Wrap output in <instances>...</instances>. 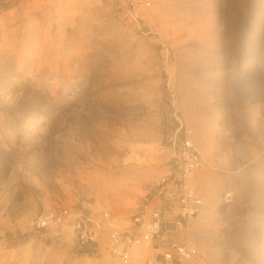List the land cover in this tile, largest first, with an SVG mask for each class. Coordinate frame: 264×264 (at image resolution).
<instances>
[{"label":"rangeland","instance_id":"obj_1","mask_svg":"<svg viewBox=\"0 0 264 264\" xmlns=\"http://www.w3.org/2000/svg\"><path fill=\"white\" fill-rule=\"evenodd\" d=\"M147 1L134 18L118 0H0V264H122L30 220L68 206L125 227L184 129L206 167L177 240L194 264H264V0Z\"/></svg>","mask_w":264,"mask_h":264},{"label":"built area","instance_id":"obj_2","mask_svg":"<svg viewBox=\"0 0 264 264\" xmlns=\"http://www.w3.org/2000/svg\"><path fill=\"white\" fill-rule=\"evenodd\" d=\"M118 1L134 18L150 6L147 0ZM177 132L181 135L174 140L166 172L154 183L125 227L118 228L107 211L98 214L66 206L37 213L30 220V229L56 239H65L70 231L76 250L106 254L122 264H130L140 251L153 253L144 264H194L198 250L180 243L176 234L202 211L203 199L196 177L206 163L193 141V131ZM223 199L225 203L231 202L232 192H225ZM105 236L107 242L103 244Z\"/></svg>","mask_w":264,"mask_h":264},{"label":"bare ground","instance_id":"obj_3","mask_svg":"<svg viewBox=\"0 0 264 264\" xmlns=\"http://www.w3.org/2000/svg\"><path fill=\"white\" fill-rule=\"evenodd\" d=\"M197 137L199 138V141L201 142V145H203V148H206L207 135H206L205 131H202V130L197 131ZM193 141L196 142L195 138H194V134H193ZM202 210H203V208H202Z\"/></svg>","mask_w":264,"mask_h":264}]
</instances>
